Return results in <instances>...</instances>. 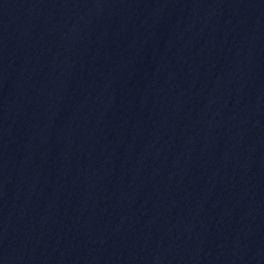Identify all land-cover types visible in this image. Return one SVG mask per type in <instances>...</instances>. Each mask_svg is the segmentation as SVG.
Returning a JSON list of instances; mask_svg holds the SVG:
<instances>
[{"label": "water", "instance_id": "water-1", "mask_svg": "<svg viewBox=\"0 0 264 264\" xmlns=\"http://www.w3.org/2000/svg\"><path fill=\"white\" fill-rule=\"evenodd\" d=\"M0 264H264V0H0Z\"/></svg>", "mask_w": 264, "mask_h": 264}]
</instances>
